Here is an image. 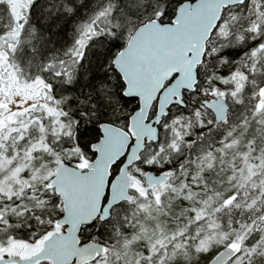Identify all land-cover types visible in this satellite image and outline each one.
I'll return each instance as SVG.
<instances>
[{
    "label": "rangeland",
    "instance_id": "obj_1",
    "mask_svg": "<svg viewBox=\"0 0 264 264\" xmlns=\"http://www.w3.org/2000/svg\"><path fill=\"white\" fill-rule=\"evenodd\" d=\"M6 1L11 32L0 38V50L5 47V52L20 35L17 33L20 29L17 23L22 18L20 9L26 10L30 2ZM241 8L249 13L244 16L237 13V17L231 12L223 14L224 20L212 35L198 78L199 94H204L205 100L218 98L222 90H228L226 98L231 111L221 124L222 136L213 145L196 149L194 154L201 155V160L191 163L188 175L178 170L175 180L148 188L143 179L147 172H153L150 168L167 170L171 157L174 159L183 149L188 150L192 125L178 113L180 108L173 106L159 127L157 143L149 145L139 162L130 168L131 198L116 211L113 236L105 238L104 253L91 264H189L192 261L200 264L202 256L213 253L205 262L208 264L226 247L239 250L234 243L239 214L246 209L258 210L264 204V80L262 84L257 80L264 77V0H247ZM248 19L261 25L254 24L252 32L230 39L239 22L248 31ZM245 37L249 40L244 44L241 40ZM252 41L256 44L250 48ZM242 46L241 59L227 63L225 52ZM0 89L11 96L9 102H4L0 95V107L4 110L16 111L20 109L19 103L48 110L47 95L40 83L21 84L2 68ZM13 90L16 92L10 94ZM5 128L8 127L0 124V132ZM71 129L67 120L54 121L47 145L42 137V124L32 119L0 136V247H5L0 250V258L4 254L25 258L39 248L40 245L28 243L16 252L21 244L18 241L8 246L12 241L8 239V221L13 218L19 221L17 225L25 223L29 209L26 196L48 185L54 168L63 163L61 160L66 155L62 141L70 137ZM10 134L15 137L11 147L7 146ZM65 163L76 166L75 162ZM228 199H231L229 203ZM41 222L43 238L61 231L56 225L48 228V222L43 219ZM96 228L90 229L84 241L93 240L90 236Z\"/></svg>",
    "mask_w": 264,
    "mask_h": 264
},
{
    "label": "trees",
    "instance_id": "obj_2",
    "mask_svg": "<svg viewBox=\"0 0 264 264\" xmlns=\"http://www.w3.org/2000/svg\"><path fill=\"white\" fill-rule=\"evenodd\" d=\"M29 1L26 10L20 9L22 18L17 23L20 28L17 33L20 35L10 42L8 47L10 50L7 47V52L4 50L5 47L0 50V71L3 68V72L12 73L21 84L40 83L47 95L45 108L48 110L37 105L27 107L20 103V109L16 111L0 107V116H3L0 124L8 127L4 132L3 130L0 132V136L9 128L13 132V128L37 119L42 124L44 143L49 145L53 122L58 119L67 120L71 124L72 134L62 141L61 147L66 157L61 162H75L76 166L79 165L77 167L84 168L94 158L90 147L100 138L99 125L109 123L126 129L129 117L138 108L137 99L123 96L124 85L112 67L113 57L126 45L137 26L149 19L169 23L176 7L186 0ZM10 20L8 2L0 0V38L10 31ZM242 24L239 23L237 29L232 32L235 38L242 35ZM254 24L261 25V22L256 20L250 24L248 32L253 31ZM248 40L245 37L243 41L248 43ZM251 43L250 46L247 45L253 48L256 43L254 41ZM243 51L242 46L229 53L225 52L224 59L227 63L236 58L241 59ZM200 69L201 66L197 71L198 78ZM263 78L257 77L259 84L263 83ZM13 89L18 90L17 87ZM4 91L0 89V95L4 102H9L10 95ZM15 92L10 91V94ZM227 92V89L222 90L220 96L226 97ZM205 97L204 94H199L198 79L194 93L185 94V106L178 111L192 125L191 137L187 139L188 150L182 148L181 154L178 153L174 159L171 157L167 170L156 166L150 168L155 173L167 174V181L175 180L178 170L188 175L192 170L191 163L197 159L201 160V155L194 154L196 149L213 145L222 136L223 123H215L212 114L205 108ZM14 138L13 134L7 137L9 141L7 146H12ZM184 141L183 143H186ZM116 171L117 166L112 168V175ZM26 198L29 209L25 223L17 225L19 221H13V218H9L8 221L10 225L8 239L12 240L8 246H12L15 241L21 243L16 252L26 246L24 244L33 243L36 247L41 245L47 238H43L44 232L41 233L44 227L41 220L48 222L47 226L51 228L61 215V203L48 185L33 195L28 194ZM121 205L113 209L108 221L97 222L93 226L83 228L80 233L81 239L88 238L90 229L95 226L97 228L90 239L103 242L105 238L113 236L114 218ZM38 206L41 207L36 208ZM255 210L246 209L239 214L240 224L236 228L234 239L239 250L235 258L227 264L234 261L239 264H264V204ZM212 255L213 253H209L202 256L203 259L199 263L205 264ZM189 264L196 263L192 261Z\"/></svg>",
    "mask_w": 264,
    "mask_h": 264
},
{
    "label": "water",
    "instance_id": "obj_3",
    "mask_svg": "<svg viewBox=\"0 0 264 264\" xmlns=\"http://www.w3.org/2000/svg\"><path fill=\"white\" fill-rule=\"evenodd\" d=\"M245 1L186 0L176 7L169 23L149 19L136 27L112 59L124 85L123 96L138 101L127 128L101 123L100 138L90 147L94 158L84 170L67 163L54 168L48 185L61 202L56 225L62 231L45 239L30 257H4L0 264H91L100 257L103 244L82 241V228L108 221L115 207L130 200L129 169L146 146L157 143L159 126L169 109L184 107L183 93L195 91L197 70L223 10ZM205 106L217 124L225 122L228 106L224 98L205 101ZM166 180L165 174L147 172L143 182L152 188ZM236 254L234 248L226 247L208 264H227Z\"/></svg>",
    "mask_w": 264,
    "mask_h": 264
},
{
    "label": "flooded vegetation",
    "instance_id": "obj_4",
    "mask_svg": "<svg viewBox=\"0 0 264 264\" xmlns=\"http://www.w3.org/2000/svg\"><path fill=\"white\" fill-rule=\"evenodd\" d=\"M246 2H247V0L242 4V5H239V6H235V7H229V8H226V9H224L223 10V12H222V15H221V18H220V22H219V24L222 22V20H224L223 19V14L225 13V12H231L232 14H235V16L237 17V13H239V16H244V15H246V14H248L246 11V9L244 8H241L243 5H245L246 4ZM254 21H252L251 19H248L247 20V23L249 24V26H250V24H252ZM240 23V22H239ZM243 23V22H242ZM218 24V25H219ZM244 25V24H243ZM241 28H244V30H242V32H244V33H247L248 31H247V29H246V26H243V27H241ZM234 32V31H233ZM213 35V34H212ZM211 38H212V36H211ZM211 38H210V40H211ZM230 39L231 38H235L234 37V35L231 33L230 34V37H229ZM210 40L208 41V43L210 42ZM243 43L245 44V42L243 41ZM206 54V53H205ZM205 57V56H204ZM237 77V75H234V78H236ZM236 86H238L237 84H236ZM224 98H226V97H224ZM226 100H227V98H226ZM227 105H228V101H227ZM212 114V113H211ZM228 114H229V106H228V110H227V117H226V120H227V118H228ZM212 116H213V114H212ZM213 119H214V116H213ZM215 121V120H214ZM217 124V123H216Z\"/></svg>",
    "mask_w": 264,
    "mask_h": 264
}]
</instances>
